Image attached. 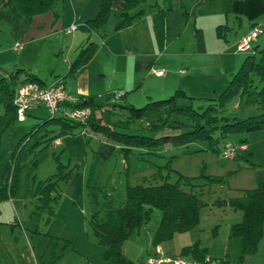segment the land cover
Listing matches in <instances>:
<instances>
[{
	"label": "rangeland",
	"instance_id": "1",
	"mask_svg": "<svg viewBox=\"0 0 264 264\" xmlns=\"http://www.w3.org/2000/svg\"><path fill=\"white\" fill-rule=\"evenodd\" d=\"M187 10L190 11L188 7ZM201 10L200 7L198 23H202L208 51L200 53L197 45H193L192 49L197 54L190 67V82L187 80L185 85L187 95L194 99L181 98L178 101V105L192 104L199 111H202L200 106L206 108L210 102H218L216 99L231 74L256 47L252 44L248 50L238 48L239 41L251 29L245 17L228 11L222 14L218 23H213L209 17L201 21ZM167 11H174L176 22L184 19L180 0ZM262 29L263 33L258 36L260 48L264 47V26ZM67 51L68 47H65L62 54L65 56ZM252 78L256 84L259 83L257 74ZM174 79L178 82V78ZM176 89L168 92L153 87V97L148 98L146 85L137 93H129L128 98L115 96L107 100L141 107L149 101L170 96ZM263 111L259 103L246 104L239 96H233L226 101L221 113L227 118H246ZM4 112L0 93V121ZM117 115L114 114L116 120L125 119V116ZM48 118L45 108L30 113L24 122L7 117L9 123L0 132V187L6 181L9 185L12 176L17 177L16 188L0 200V264H105L104 247L90 225L91 215L99 209L92 191L96 192L100 203L109 194L118 201L128 185L148 184L154 180L160 182L164 178L174 182L180 176L190 178L193 186H186V189L199 194L201 200L199 223L187 235L195 238V242L200 238L202 247L207 246L199 247L200 250L211 256L205 262L187 256L191 264H222V261L228 264H264V227L255 252L241 258V240L232 234V227L242 221L243 213L229 203L230 198L241 196L245 190L264 182V127L251 132L231 133L224 138L215 129L210 138H195L188 133L194 130L196 122L184 111L167 106L150 117L131 122L129 128L119 130L127 134H142L147 132V122H157L162 123V135L184 134L186 137L164 142L153 153H147L143 147L132 146L125 155L120 146L130 140L126 136L117 140L98 132L83 134L80 126H75L72 132L58 134L60 124H42ZM34 128L37 135L32 136L31 141L48 131V135L57 134L63 144L58 146L51 141L24 156L31 141L29 137L25 140L23 137ZM188 137L193 138L188 140ZM225 141L234 144L244 141L247 149L233 159H224L220 152ZM18 148L23 150L19 155L14 154ZM153 212L160 213V210L153 208L152 218ZM134 243L131 242L124 251V259L145 260V264L147 259L158 256L187 261L186 256L170 258L155 254L152 243L148 248L138 242L139 246H132Z\"/></svg>",
	"mask_w": 264,
	"mask_h": 264
},
{
	"label": "trees",
	"instance_id": "2",
	"mask_svg": "<svg viewBox=\"0 0 264 264\" xmlns=\"http://www.w3.org/2000/svg\"><path fill=\"white\" fill-rule=\"evenodd\" d=\"M139 1L141 0L126 1L125 12L118 27L130 24L133 18L142 13V10H138L132 14L129 13V10ZM10 2H15L20 11L28 19H31L36 14L51 10L56 0H3L4 5ZM110 10L111 0H100L96 15L86 20L81 27L87 31H98L105 24ZM230 12L236 16L245 17L252 27L257 23L258 18L264 17V0H232ZM95 49L96 45L93 42L82 46L76 57L70 62L67 75L75 74L81 66L86 64L92 58ZM20 72L21 69H16L8 78H0V93L5 105V112L2 114L0 121V132L9 123V121L7 122L9 118L17 120L13 105V96L16 88L28 81L39 82V79L34 74L27 71H25L24 79L21 80L18 75ZM253 74L258 75V84L253 80ZM115 96L125 97L126 92H107L101 97L90 96L83 98L76 96L79 99L78 106L87 105L91 108V115L84 124L60 115H49V118L42 122V124L46 122L60 124L61 127L58 134L72 132L75 126H80L81 129L86 128L87 131L101 133L107 136V138L120 140L122 136H126L130 140L127 139L125 141L127 144L123 143L120 146L125 155L128 154L132 146L143 147L147 153H153L160 144L185 136L184 134L162 135V123L157 122H147V129H145L147 132H143L142 134H127L119 130V128H129L131 122L150 117L154 112L167 106L184 111L196 122L193 126L194 130L188 133H192L195 138H210L211 132L215 129L219 131L220 137L223 138L231 133L258 130L264 127V111L246 118H227L222 115L221 111L224 109L226 101L233 96H239L240 100L245 101L246 104L259 103L264 109V47H255V51L244 59L235 73L231 74L226 87L221 92L219 98L216 99L218 102H210L206 108L200 106L199 109H202V111L193 108L192 104L178 105V101L181 98L194 99L193 97H189L185 90L180 87L170 96L149 101L141 107H135L133 104L108 102L107 99ZM97 112H99V115H97ZM114 114L125 116V119L119 118L116 120ZM218 122L220 123L219 125H217ZM40 125L41 123L38 124V128ZM35 129L30 130L23 137L24 140L29 137L31 141L32 136L37 135V130ZM47 132L36 136L31 141L24 156L34 153L35 149L41 145L47 146L51 141L59 137L57 134L48 135ZM192 138L188 137L187 139L192 140ZM22 150L18 148L14 154L19 155ZM213 179L215 178H210V180ZM16 182L17 177L15 175L12 176L9 185L7 181L2 184L0 187V200L7 197V193H12L16 188ZM186 186L192 187L193 185L190 178L183 176L178 177L174 182H170L167 178H164L160 182L154 180L148 184L128 185L126 187L124 203L120 207L112 205V198L110 196H106L104 201L100 203L96 192L92 191L93 200L99 205V210L91 215L90 225L99 243L104 247L103 257L109 264H120L123 243L149 221L153 208H158L162 214L152 237V245L155 247L164 241L170 240L176 233L189 231L198 225V209L201 205V200L199 194L192 189H186ZM229 203L232 207L241 210L243 213L242 221L232 227V234L238 236L241 240L240 257L242 258L255 252L259 239L263 234L264 182H260L253 189L245 190L241 196L230 198ZM102 208L106 209L104 218L99 217L100 209ZM180 256H189L201 262L206 261L198 242L182 247L180 249ZM222 264L228 263L222 261Z\"/></svg>",
	"mask_w": 264,
	"mask_h": 264
},
{
	"label": "crops",
	"instance_id": "3",
	"mask_svg": "<svg viewBox=\"0 0 264 264\" xmlns=\"http://www.w3.org/2000/svg\"><path fill=\"white\" fill-rule=\"evenodd\" d=\"M126 1L111 0V10L105 24L98 31H87L81 26L96 15L100 0H57L51 10L36 14L31 19L20 11L15 2L4 5L3 0H0V78H8L16 69H21L18 73L21 80L27 71L34 74L41 84L62 78L67 94L83 98L101 97L107 92H126L125 98H128L129 93H137L146 85L149 89L148 98L153 97V87L168 92L180 87L186 92L185 82H190L189 71L197 54L192 49L193 45H197L200 53L208 51L202 23H198L200 7L201 21L209 17L211 22L218 23L222 14L230 11L232 0H180L184 16L180 23L176 22V14L173 17L174 11H167L173 9L179 0H141L129 13L138 10H142V13L133 18L130 24L118 27L125 12ZM248 23L251 28V23ZM257 23H262L263 28L264 17L258 18ZM72 24L77 28L70 31ZM189 27L192 29L189 30ZM16 42L21 43L20 48H14ZM89 42L96 45L92 58L75 74L67 75L70 62L79 49ZM253 45L260 48L258 38ZM65 47H68V51L64 56L62 53ZM156 70L164 72L158 75ZM174 78H178V82ZM41 108L44 109V106H33L27 115ZM53 142L58 146L63 144L60 137ZM108 196L112 198L114 207L124 203L125 194L118 201H115L112 194ZM105 215L106 209H100L99 217L104 218ZM152 215L151 222L142 225L130 236V241L123 243L120 264H145V260L135 262L124 259V251L131 242H135L132 246H139L138 242L150 247L162 214L160 211ZM189 232L177 233L179 235L175 234L170 240L158 244L153 249L154 253L182 258L180 249L196 241L187 235ZM198 242L201 249L207 247H202L200 238ZM204 256L206 261L211 257L210 254ZM191 262L187 257L185 264Z\"/></svg>",
	"mask_w": 264,
	"mask_h": 264
},
{
	"label": "built area",
	"instance_id": "4",
	"mask_svg": "<svg viewBox=\"0 0 264 264\" xmlns=\"http://www.w3.org/2000/svg\"><path fill=\"white\" fill-rule=\"evenodd\" d=\"M262 23L254 24L249 33L244 36L238 43L240 50L251 49L252 44L257 40L260 33L263 31ZM77 28L72 24L69 28L73 31ZM21 43L16 42L14 48H20ZM163 70H156L158 75L163 74ZM78 97L69 95L65 91L63 80L56 78L48 84H41L37 81H28L19 85L13 96V105L15 107L16 118L18 121L25 120L28 110L36 105H42L47 113L51 116L60 115L64 118L84 124L91 115L90 106H78ZM81 133L86 134V128H82ZM58 141L55 142L57 144ZM245 143L234 144L231 141L224 142L220 156L224 159H233L242 150H246ZM162 262H173V264H185L182 259H169L162 257L149 258L146 264H160Z\"/></svg>",
	"mask_w": 264,
	"mask_h": 264
}]
</instances>
